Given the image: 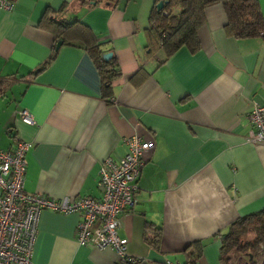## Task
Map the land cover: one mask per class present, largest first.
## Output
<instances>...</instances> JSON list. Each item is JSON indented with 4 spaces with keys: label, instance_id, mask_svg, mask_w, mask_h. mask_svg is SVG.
I'll return each mask as SVG.
<instances>
[{
    "label": "crops",
    "instance_id": "obj_1",
    "mask_svg": "<svg viewBox=\"0 0 264 264\" xmlns=\"http://www.w3.org/2000/svg\"><path fill=\"white\" fill-rule=\"evenodd\" d=\"M264 16V0H258ZM0 11V152L33 143L25 189L54 200L101 198L100 169L126 156L127 138L154 140L119 235L139 264H221V237L239 218L264 210V144L250 119L264 105V34L235 39L222 4L206 9L200 50L166 59L154 44L156 0H15ZM89 26L119 63L122 77L104 98L102 79L79 44H62L54 61L29 78L57 44L39 27L46 11ZM27 110L36 125L25 124ZM81 214L44 210L34 264H121L112 250L76 242ZM161 230L159 249L146 225ZM202 244V249L200 247ZM199 256L198 260L197 257Z\"/></svg>",
    "mask_w": 264,
    "mask_h": 264
},
{
    "label": "built area",
    "instance_id": "obj_2",
    "mask_svg": "<svg viewBox=\"0 0 264 264\" xmlns=\"http://www.w3.org/2000/svg\"><path fill=\"white\" fill-rule=\"evenodd\" d=\"M15 0H0V11H12ZM20 119L36 125L25 109ZM250 119L253 125L248 141L264 144V105L255 103ZM128 152L121 160L107 158L100 169L101 198L80 197L54 200L26 193L27 155L33 143L20 141L13 152H0V264H34L41 213L81 214L76 242L82 248L112 250L121 264H139L141 259L128 253L129 239L119 235L122 215L138 201L139 180L147 155L155 149L154 140L127 138Z\"/></svg>",
    "mask_w": 264,
    "mask_h": 264
},
{
    "label": "trees",
    "instance_id": "obj_3",
    "mask_svg": "<svg viewBox=\"0 0 264 264\" xmlns=\"http://www.w3.org/2000/svg\"><path fill=\"white\" fill-rule=\"evenodd\" d=\"M161 1L156 0L149 21L154 44L164 51L166 59L183 47L194 53L200 50L198 32L206 23V9L213 4L223 5L228 17L227 30L235 39L264 34V16L258 0H171L159 11L157 5ZM39 27L54 34L57 42L84 47L101 76L104 98L113 97V83L122 77V71L115 57L104 59V55L110 52L103 49L89 26L77 19L68 21L60 12L49 10L42 17ZM57 53L55 48L51 57L29 78L34 79L42 73ZM8 88L7 84L0 83V97L6 95ZM160 235L159 228L149 223L146 225V240L156 250L159 249ZM220 255L221 264H234L237 257H247L248 264H264V210L241 217L230 226L221 237Z\"/></svg>",
    "mask_w": 264,
    "mask_h": 264
},
{
    "label": "water",
    "instance_id": "obj_4",
    "mask_svg": "<svg viewBox=\"0 0 264 264\" xmlns=\"http://www.w3.org/2000/svg\"><path fill=\"white\" fill-rule=\"evenodd\" d=\"M171 0H162L158 5H157V8L159 11H161L164 6L166 4H168ZM63 42L62 41H59V43L57 44V49H59L61 46H62ZM113 57V54L112 53H107L104 55V59L105 60H110L111 58ZM248 264V263H247Z\"/></svg>",
    "mask_w": 264,
    "mask_h": 264
},
{
    "label": "rangeland",
    "instance_id": "obj_5",
    "mask_svg": "<svg viewBox=\"0 0 264 264\" xmlns=\"http://www.w3.org/2000/svg\"><path fill=\"white\" fill-rule=\"evenodd\" d=\"M240 260V261H239ZM248 259H247V257L245 258H242V259H240L239 257H237V258H235V260H234V264H247L248 262Z\"/></svg>",
    "mask_w": 264,
    "mask_h": 264
}]
</instances>
